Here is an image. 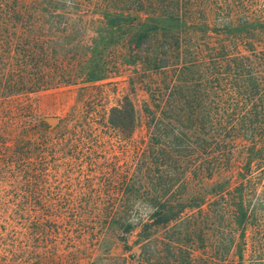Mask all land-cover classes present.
I'll list each match as a JSON object with an SVG mask.
<instances>
[{
  "label": "trees",
  "instance_id": "obj_1",
  "mask_svg": "<svg viewBox=\"0 0 264 264\" xmlns=\"http://www.w3.org/2000/svg\"><path fill=\"white\" fill-rule=\"evenodd\" d=\"M86 1L0 0V99L60 86L88 92L139 68L141 113L123 96L105 123L119 140L145 132L133 204L103 222L124 254L138 230V253L116 259L264 264V0L254 9L251 0H97L94 19L84 17ZM86 126L62 128V147L93 153L88 143L100 135ZM36 140H18L20 167L44 161L48 138ZM135 207L144 213L131 219ZM2 213L0 264L22 251L54 264L62 208Z\"/></svg>",
  "mask_w": 264,
  "mask_h": 264
},
{
  "label": "rangeland",
  "instance_id": "obj_2",
  "mask_svg": "<svg viewBox=\"0 0 264 264\" xmlns=\"http://www.w3.org/2000/svg\"><path fill=\"white\" fill-rule=\"evenodd\" d=\"M96 1H86L92 7L84 17L96 18L91 13L95 12L92 4ZM204 4L206 12L208 2ZM256 4L258 0H251L250 7L254 9ZM112 77L97 83L102 88L88 92L80 91L79 85L60 86L0 99V233L6 220L1 214L5 207L62 208V240L52 251L56 255L54 264H121L116 258L128 259L129 254L138 253L133 245L138 230L127 238L131 253L124 254L116 231L104 229L103 222L111 209L121 208L127 201L133 204V199L128 200L132 196L129 191L137 189L143 179L140 156L145 132L138 127L132 142L119 140L105 123L110 109L120 104L123 96L134 102L140 114L146 94L139 68L129 66ZM53 119L56 121L51 124ZM82 125L96 128L100 135V139L88 143L93 153H72L73 144L62 147L58 140L65 134L62 128H83ZM50 128L53 130L48 131ZM38 136L49 141L44 161L20 167L15 161L18 140L36 142ZM28 158L34 161L32 155ZM133 210L131 219L139 218L143 212L142 207ZM36 254L33 252L26 260L27 254L22 251L11 264H23L25 260L42 264L53 257L39 260Z\"/></svg>",
  "mask_w": 264,
  "mask_h": 264
},
{
  "label": "water",
  "instance_id": "obj_3",
  "mask_svg": "<svg viewBox=\"0 0 264 264\" xmlns=\"http://www.w3.org/2000/svg\"><path fill=\"white\" fill-rule=\"evenodd\" d=\"M55 121H56V120L53 119V120H51L50 122H51V124H53Z\"/></svg>",
  "mask_w": 264,
  "mask_h": 264
}]
</instances>
